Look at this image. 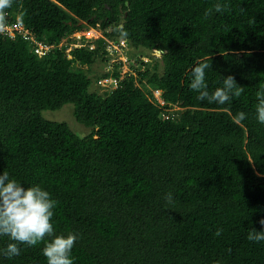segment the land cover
<instances>
[{
    "label": "trees",
    "instance_id": "trees-1",
    "mask_svg": "<svg viewBox=\"0 0 264 264\" xmlns=\"http://www.w3.org/2000/svg\"><path fill=\"white\" fill-rule=\"evenodd\" d=\"M216 3L227 7L205 18ZM7 13L22 29L0 31V174L58 201L56 233L79 234L74 264H264V241L247 239L264 230V0H13ZM91 28L132 50L136 76L113 91L89 75L109 61L108 42L71 37ZM23 30L52 48L38 54ZM151 48L164 51L161 72ZM209 57L208 91L232 75L240 97L197 99L191 69ZM67 103L89 133L43 115ZM9 242L0 236V249ZM43 247L20 245L0 264H47Z\"/></svg>",
    "mask_w": 264,
    "mask_h": 264
},
{
    "label": "clouds",
    "instance_id": "clouds-1",
    "mask_svg": "<svg viewBox=\"0 0 264 264\" xmlns=\"http://www.w3.org/2000/svg\"><path fill=\"white\" fill-rule=\"evenodd\" d=\"M12 3L13 0H0V31H3L5 27L7 10L11 8ZM225 7L227 6L216 3L213 8L206 10L205 18L212 15L213 12H223ZM121 35L126 36L127 33L121 30ZM150 50L153 51V60L155 57L159 58L158 70L163 71L162 55L164 51L155 48ZM157 54H161V57ZM208 60H210V57L197 62L191 69L190 88L198 93L197 99L224 105L233 97H240L244 88L237 84L232 75L223 77L222 86L216 87L211 93L208 91L206 70L211 68ZM155 91L161 93L159 89L153 90V93ZM256 97L258 100L256 118L259 123L264 124V86H261L256 92ZM163 104L159 103V108ZM245 118L246 113L243 111L238 112L235 117L237 123ZM165 199L170 203L172 194L168 193ZM57 203L58 201L53 199L51 194L39 184L24 187L21 182L10 178L8 172L5 171L0 174V236H7L11 241L6 248L0 249V254L12 258L20 254V245L32 247L43 242L42 252L46 257L47 264H74L71 252L79 238V234L72 231L67 232V234L56 233L52 218ZM259 223L264 226V218H261ZM222 231V229H217L214 235L219 236ZM247 239L253 242L264 241V230L257 231L255 228H251Z\"/></svg>",
    "mask_w": 264,
    "mask_h": 264
},
{
    "label": "built area",
    "instance_id": "built-area-1",
    "mask_svg": "<svg viewBox=\"0 0 264 264\" xmlns=\"http://www.w3.org/2000/svg\"><path fill=\"white\" fill-rule=\"evenodd\" d=\"M22 28L16 26V25H13L12 27L10 26H7L5 25L4 29L5 31L9 32L11 36H13L14 34V31L15 30H21ZM90 29L86 30L85 32H81V33H78V34H72L71 37L74 38V36H77V37H80L82 34H84V36L86 38H92L93 40H95V43L92 42V40L90 41L89 43V46L88 48L89 49H95L97 44H96V40L99 39V38H104L106 42H108V45H106V52L104 55L106 56H109L111 57V62H112V65H108L109 61L107 62V67L105 68V72H109L113 69V67L115 66L116 62L119 63V62H122V65L120 66V75L118 76V78H115V77H112L111 75H108L106 77H101L99 78V83L102 84L105 89L103 90H109V91H113L114 89L117 88L119 82L121 80H123L126 76H129V75H133V72L131 70H124V72L121 70V67L123 66V64L125 65H129L131 63H134V65H136V62H131L129 59H128V55H130V52H132V50L128 49V46H127V43H126V40L125 39H120V41L117 43V42H114V41H108V38L104 37V35L102 34V32L100 31H96L94 29V32H90L89 31ZM93 30V29H91ZM23 34L26 38H30L31 40L35 41V38H34V35L29 32L28 30H23ZM66 41L64 40L63 42L60 43L61 44H65ZM35 44H36V47H35V52H37L38 54H43L45 53V51H47L48 49L52 48L51 45H47V44H43L42 42H39V41H35ZM79 46L81 45L80 43H70L68 46H67V51L69 52L73 46ZM127 50H129L130 52H127ZM124 53L126 54V58L123 59L120 54L121 53ZM130 57V56H129ZM132 68V67H131ZM134 71V70H133ZM135 76V75H133ZM155 96H156V100L162 105L163 104V101L159 98V91H155Z\"/></svg>",
    "mask_w": 264,
    "mask_h": 264
},
{
    "label": "rangeland",
    "instance_id": "rangeland-1",
    "mask_svg": "<svg viewBox=\"0 0 264 264\" xmlns=\"http://www.w3.org/2000/svg\"><path fill=\"white\" fill-rule=\"evenodd\" d=\"M91 29H93V28H91ZM91 29L89 31L94 32V29L93 30H91ZM66 52H68L67 49H66ZM157 55L159 57H161V54H157ZM120 56L123 59H125L127 55L122 52L120 54ZM138 56H140L139 53H137L136 57H138ZM110 59H111V57H110ZM108 65H112L111 60L109 61ZM108 65H107V63H105L102 60H97L94 64L95 71L89 73L90 77L93 79L92 81H97V80H94V78H93V77H95L94 74H98L99 72H103ZM128 69L131 70L133 72V75L136 76V72L133 71L134 69L131 68L128 64L127 65L123 64V66L121 67V70L123 72H124V70L126 71ZM159 71L161 72V70H159ZM95 78H97V77H95ZM92 86L94 88L98 89L99 91H102L103 89H105V87L102 84H100L99 81H97L95 84H92ZM154 95H155V93H154ZM72 108H73V104L67 103V104L63 105L58 110H54V111L53 110H46L43 112V115L48 119L65 121L69 125L71 130H73L78 135H84V134L89 133V129L87 127H85L84 125H82V124H80L74 120V118L72 116ZM179 108H180L179 106L173 105L172 109L178 110Z\"/></svg>",
    "mask_w": 264,
    "mask_h": 264
},
{
    "label": "water",
    "instance_id": "water-1",
    "mask_svg": "<svg viewBox=\"0 0 264 264\" xmlns=\"http://www.w3.org/2000/svg\"><path fill=\"white\" fill-rule=\"evenodd\" d=\"M80 24V23H79Z\"/></svg>",
    "mask_w": 264,
    "mask_h": 264
}]
</instances>
